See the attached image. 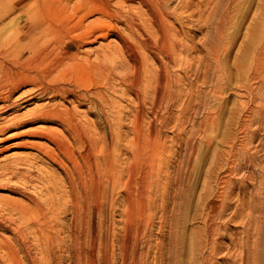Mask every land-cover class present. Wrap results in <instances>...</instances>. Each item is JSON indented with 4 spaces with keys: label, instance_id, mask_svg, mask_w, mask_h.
Segmentation results:
<instances>
[{
    "label": "rangeland",
    "instance_id": "obj_1",
    "mask_svg": "<svg viewBox=\"0 0 264 264\" xmlns=\"http://www.w3.org/2000/svg\"><path fill=\"white\" fill-rule=\"evenodd\" d=\"M19 1H0V43L10 40L9 62L14 63V69L26 75L36 72L44 78L51 73L50 78L60 83L90 88L93 97L92 103H78L73 96L63 99L38 95V86L19 87L23 80L17 81L14 107L0 114V126L14 116L27 118L42 106L68 110L76 115L75 121L86 122L93 137L105 136L110 163L121 162L124 167L121 188L110 194L111 201L101 204L100 212L95 211L91 219L96 238L105 240L96 252L94 264H123L125 260L127 264H242L246 258L251 260L252 255L264 260V0H192L194 11L185 14L179 9L187 0L166 3L168 14L180 15L182 22L175 29L182 33L185 47H189L181 55L183 64L169 69L172 85L178 86L176 90L181 87L172 108L164 100L156 107L150 104L152 96L141 93L142 76L137 78L136 71L128 66L124 50L128 35L124 27L126 14L140 18L135 23L144 31H154L146 11L149 5V9L152 7L150 0H24L23 6H17ZM28 9H32L29 15L34 13L33 22L24 24ZM118 10L120 14L115 13ZM192 11L195 14L189 17ZM34 19L39 22L40 34L33 28ZM106 50L112 55L104 59ZM132 50L134 54L138 51L140 73L144 64L157 67L152 59L142 62V53L146 56L142 48ZM59 60L66 65L65 69L58 66ZM184 60L188 63L184 64ZM16 63L27 65V69L17 67ZM44 78H39L43 86ZM133 91L138 93L137 100ZM35 129L46 135H67L61 125L44 123L7 131L0 135V142ZM31 141L50 147L47 141L28 138L0 144V149L8 147L0 153V173L6 166L18 169L16 177H0V199L26 201L7 191L24 186L25 190L20 191L39 201L63 202L60 194L47 193L51 188L48 179L59 183L60 191L68 190L61 186L62 175L56 166L47 165L46 158L35 159L36 151L18 146ZM68 141L72 142L69 138ZM29 164L34 169L25 180L19 175L29 169ZM242 202L246 206L242 207ZM254 210L258 214L252 216L250 212ZM250 216L259 217V223L253 226ZM213 249L216 252L211 257L208 253Z\"/></svg>",
    "mask_w": 264,
    "mask_h": 264
},
{
    "label": "bare ground",
    "instance_id": "obj_2",
    "mask_svg": "<svg viewBox=\"0 0 264 264\" xmlns=\"http://www.w3.org/2000/svg\"><path fill=\"white\" fill-rule=\"evenodd\" d=\"M24 2H25L24 0H20L17 6H23ZM95 2H96V0H95ZM149 2L152 4V7L149 9L150 5L148 4L149 6L146 9V11L148 13L147 17H149L148 23H149V26H151L150 28L153 27L152 28V31L154 29L153 32H149L148 30L144 31L143 28H141L142 26H139L137 23H135L136 20H139L140 18H138L137 16L132 17L131 15L126 14V18H125L126 24L124 25V27L126 28L128 35L124 41V50H125V54H126V59L130 63V64H128V63H126V64H128L129 67L131 66L132 70L136 71V74H137L136 76H138V75L142 76V81H141L142 84H140L141 88H139V89L141 90V93L144 96H146L148 94L152 96V101L150 104L153 107L160 105L163 100H164L166 106H170V105L174 104V102L176 101L175 97L178 96V95L176 96V93L177 94L179 93L178 89L181 87L177 88V90H178L177 91L176 87H178V86L174 87L172 85V83L170 81L169 69L172 66L175 67V65H177V64H178V66H181L183 64V61L181 59V55L184 56L183 54L187 53L186 48H189V47L187 46V44L185 47V45L182 42V38H181L182 33L179 30L175 29V25L179 24V22H182L180 15L173 14V16H172L166 12V10H167L166 9V3L169 2V0H150ZM105 3H106V1H105ZM144 3H142V5ZM212 3H213V1L211 2V4ZM146 4H147V2H146ZM191 4H192V0H187L186 2L182 3L181 8L179 9L181 11V13L185 14L187 12H190L189 10L192 9ZM44 6H42V7H44ZM207 6H208L207 8L209 9L208 4H207ZM69 7H71V6H69ZM99 7H97V8H99ZM142 7L144 8V6H142ZM199 7H200V4H199ZM210 7H212V6H210ZM196 8L197 7H195V11H196ZM106 9L104 8V11ZM31 10L28 9L26 11L27 12L26 13L27 19H26V21H24V24L26 22H31L33 20L34 13L30 14V15L28 13V11H31ZM137 10H141V9L138 8ZM99 11H100V9H99ZM104 11H102V12H104ZM115 11H117V10H115ZM197 11H198V9H197ZM127 12H128V10H127ZM192 12L189 13V17H192L195 14V12H193V13ZM112 13L114 14V12H112ZM115 13L120 14L121 12H119V10H118V12H115ZM139 13H141V12H139ZM142 13H145V12H142ZM109 15H111V13ZM144 15L146 16V14H144ZM199 15H200V13H199ZM203 15L201 14V18ZM134 16H135V13H134ZM73 18H75V17H73ZM73 18H72V20H73ZM115 19H116V17H115ZM169 19H172V23L169 22L170 21ZM116 20H118V19H116ZM34 21L36 22L35 19H34ZM122 21H123V17H122ZM116 22L118 23V21H115V23ZM24 24L19 25L20 32L23 30ZM143 24H144V22H143ZM149 26H147V27H149ZM39 27H40V25H39V22L37 21L36 24L33 26V28H36V30H37V28H39ZM37 31H39V34H40V30H37ZM27 32H28V30H27ZM24 33H26V32H24ZM47 38H48V36H47ZM79 39H81V37ZM31 40H33V39H31ZM31 44H32V42H31ZM9 46H10V40L9 39L8 40L5 39L2 43H0V48L4 47V49L0 50V75H2L0 78V105H1L0 106V114H4L14 107L13 96H14L15 92L18 91L17 89L20 86L22 87L25 85L38 86V89L40 92V94L38 93V95H50V97L59 96L63 99L66 96H73V98L76 99L78 103L79 102H87V103L91 102L90 98H91V96H92L91 94L93 92L90 93L89 92L90 88L88 89V87L79 89L74 84L70 85L71 83L70 84L60 83L62 81L58 82V80L55 81L54 79H51L50 76L52 74L50 73L51 74V75L49 74L50 76L46 75L48 73L45 74L44 71L43 72L46 75L45 78L40 76L36 72L26 75L24 71L18 70V68L14 69V67H13L14 63L9 62V59H10L9 57L12 56L11 55L12 51L9 49L10 48ZM29 46L31 47V45H29ZM106 47L108 49H110L109 45ZM134 48H139V49L142 48L146 52V56H145V54H143L144 52L141 55V57L143 56L141 58L142 62L146 58H149V59H152L153 61H155L157 63V67L151 68V67H149V65L147 66L144 64V66L141 70V73H140V61H138L139 57L136 55V53H138V51H136V53L134 54V52L132 50ZM143 50H141V51H143ZM36 51H38V50H36ZM46 51H47V49H46ZM209 51H210V49H209ZM26 52H27V49H26ZM34 52L31 54L33 55ZM211 52L214 53V56H215L214 58H215V62H216L217 56H216L215 49H213V51H211ZM121 53H122V51H121ZM140 54H141V52H140ZM111 55H112V53L110 51H107V50L104 51V59L110 58ZM98 57H100V55ZM17 58H18V56H17ZM47 59H49V58H47ZM194 59H195V57H194ZM200 61H201V59H200ZM105 62H106V60H105ZM58 63H59L58 66H60L62 70L65 69L66 65L63 63V61L59 60ZM185 63L187 64L188 62L187 61L185 62V60H184V64ZM77 64H79V62H77ZM200 64H201V62H200ZM21 65L23 66L24 70L27 69V65L22 64V63H20V64L16 63L17 67H19ZM199 66H201V65H199ZM199 66H198V68H199ZM67 69H69V68H67ZM90 69L92 71H95L94 66H90ZM189 69H190V67H189ZM199 69L197 70V72L199 71ZM76 70H75V72H76ZM58 72H56V74ZM139 76L137 78H139ZM259 76L258 77L261 78V75H259ZM39 78H44V80H46V85H44V86L41 85ZM22 80H23V83H21ZM17 81L18 82L21 81V82H19V83H21L19 85V87L16 84ZM8 86H11L10 87L11 89H8ZM133 90L136 92L135 89H133ZM134 91H133V94H135ZM36 92H37V90H36ZM96 92H98V91L95 90V93ZM137 94H135V98H136ZM99 96L100 95H98V97ZM151 96H149V97H151ZM138 97H139V95H138ZM101 99H102V97H101ZM137 99L138 98H136V100ZM140 99H142V98H140ZM29 100H32V98L26 100V102H28ZM98 101H99V99H98ZM104 102H105V100H104ZM144 102H145V100H144ZM96 104H99V103H96ZM138 104L140 105V103H138ZM142 104H143V102H142ZM78 105H80V104H78ZM147 105H148V103H147ZM175 105H176V103H175ZM107 106H109V105H107ZM48 107H49V105H48ZM99 107H100V105H99ZM105 108H107V107H105ZM164 108H166V107L164 106ZM170 108H172V107L170 106ZM165 111H167V110H165ZM138 114H136V115H138ZM102 116H101V118H102ZM14 117L11 119H8V120L4 121V123H2V125L0 126V135H3L7 131H10V130H18V129L29 127V126H32L35 124L41 125L44 123L57 124V125H61L64 128L63 130H65V133L67 134L66 136H63L60 134V136L58 137L57 135L55 136V134L53 135L50 133H49V135H46L44 131H41L40 129H35L33 131L21 132V134L15 135L13 138H8V139H5L4 141H1L0 144H4V143H6L9 140H12L14 138H16V139L28 138V139H32V140H43L45 142L47 141L48 144L50 145L49 148H44V147L36 144L33 141H31L29 143L28 142H21L19 145L18 144L17 145L19 147H23V149H24V147H28L31 150L36 151L37 152V158H35V159L41 160L42 158H46L49 162L47 165L56 166L57 170H59L60 174L62 175V180L60 182L61 186L66 187L68 190H66V191L61 190L60 191L59 190L60 187L57 186L59 183L58 184L53 183L54 179H53V181H52V179H48L49 185L51 186V188L47 189V193L53 192V193L60 194V196H61L60 198L63 200V202H60L58 204H55V202L54 203H52V202L48 203L46 201L42 202V201H39L37 198L30 196L29 194L28 195L23 194L20 190L24 191L26 188V187L24 188V186H22V188H18L16 186L10 187L7 190L11 194L21 196L22 198L26 199V201H23V200L18 201L17 199L11 200V199H5V198L0 199V264H94L96 252L98 253L100 251L99 246H103V244L105 243V240H102L103 238L102 239L96 238L97 235H95V232L93 231V228L91 226V223H92L91 219L93 218L95 211L96 212L98 211V213L100 212L101 208H99V207L101 206V204L103 206V203H105L108 200V197L110 196V194H113V192H115L116 188L120 187V183L122 182L123 173H124L123 172V169H124L123 165L121 166V162L120 163L117 162L116 165L111 164L110 163L111 160L109 159L110 155L108 156V153H109L108 152V144L105 141L106 140L105 136L102 137V136L98 135L97 137H93V135L90 132L89 126L87 124H85L86 122L84 124H81V123L75 121L76 115L75 116L72 115L70 113V111H68V110L61 111L60 109L57 110L54 108H47L46 106L45 107L42 106L39 109L36 108L31 113V115L27 116V118H24L23 116L22 117L18 116L15 118ZM114 117H116V116H114ZM115 133H117V132H115ZM103 135H105V134L103 133ZM68 138L72 142H69ZM17 145H16V147H17ZM110 149L111 148H109V150ZM7 150H8L7 146L4 148H1L0 153H3ZM117 152H118V155L120 156L121 155V153L119 154L120 151H117ZM112 161H113V159H112ZM115 161H117V159H115ZM29 165H28L29 169L25 170L23 174L19 175L20 177H22L25 180H27V177H29L30 174L32 173V171H30V170L34 169L31 164H29ZM122 167H123V169H122ZM2 169H1L2 172L0 173V177H4V176L9 175V176H11V178H13V177H16V175H18V169L15 167L6 166ZM219 195H220V193H219ZM48 196H49V194H48ZM124 196L128 197V195H124ZM39 197H40V195H39ZM220 197L222 198V196H219V198ZM12 199H14V198H12ZM109 200H110V198H109ZM242 203H243L242 207L246 206L244 204V202H242ZM214 205H217V204L215 203ZM240 209H242V208H240ZM247 209L249 211L250 207H248ZM250 213H252V216H253V214H255L257 212L254 210L253 212H250ZM252 216H250L249 218H250L252 225L255 226V225H257V223H259V221H258L259 217L257 218L255 216V218H252ZM101 217H102V214H101ZM206 217H208V216H206ZM202 218H205V217H202ZM97 219H98V216H97ZM208 220L210 222V219H208ZM99 222H100V220H99ZM98 226H99V223H98ZM206 228H207V226H206ZM207 231L208 230H206V234H207ZM254 231H256V230H254ZM211 233H213V232H211ZM203 235H204V233H203ZM253 244L254 243H252L251 245H253ZM111 245H112V243H111ZM251 245H250V247H251ZM242 247H243V245H242ZM252 248H253V246H252ZM120 249H121V247H120ZM215 249H213V252L210 251V254L208 253V255H210L212 257L213 254L216 252ZM106 250H107V248H106ZM132 250L130 249V251H132ZM230 250H231V248H230ZM202 251H204V250H202ZM129 253H132V252H129ZM107 254H106V256L108 257L109 255H107ZM125 254H126V252H125ZM232 254H234V253H231V255ZM121 255H122V253H121ZM133 255L135 256V254H133ZM130 256L129 257L132 258V254ZM111 257H112V255H111ZM109 258H110V256H109ZM109 258H108V262L110 261ZM136 258H138V257H136ZM136 258L134 259L135 261H136ZM208 260H210V259H208ZM261 260L262 259L259 260V259L254 258V256L252 255L251 260L246 258L245 260H243L242 264H264V262H262L264 260H262V261ZM125 261L127 262V260H125ZM140 261H138V262H140ZM130 262H131V260L129 261V263ZM235 262H236V259H235ZM125 263H123V264H125ZM108 264H111V263H108Z\"/></svg>",
    "mask_w": 264,
    "mask_h": 264
}]
</instances>
